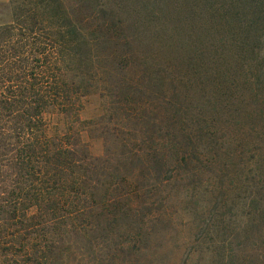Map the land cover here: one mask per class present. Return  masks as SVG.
I'll list each match as a JSON object with an SVG mask.
<instances>
[{
  "label": "trees",
  "instance_id": "obj_1",
  "mask_svg": "<svg viewBox=\"0 0 264 264\" xmlns=\"http://www.w3.org/2000/svg\"><path fill=\"white\" fill-rule=\"evenodd\" d=\"M10 2L13 20L0 26V264H131L121 255L164 214L151 201L157 186L190 164L214 165L223 114L264 92L248 81V93L229 83L223 97L220 85L204 97L192 58L187 76L160 61V51H145V31L131 33L107 2L83 0L91 31L63 0ZM205 2L212 24L221 16L242 30L252 16ZM94 92L110 114L94 123L106 146L99 157L72 124ZM52 113L70 119L63 132Z\"/></svg>",
  "mask_w": 264,
  "mask_h": 264
},
{
  "label": "rangeland",
  "instance_id": "obj_2",
  "mask_svg": "<svg viewBox=\"0 0 264 264\" xmlns=\"http://www.w3.org/2000/svg\"><path fill=\"white\" fill-rule=\"evenodd\" d=\"M98 1L122 13L134 25L131 33L145 31V51H160L157 59L177 63L182 75L190 74L187 58H192L198 74L204 73L203 92H197L204 97V92L210 95L219 85L223 97L229 83L236 86V94L248 93V81L257 93L258 88L264 92V0H213L218 9L251 13L248 20L242 16V30L239 23L227 26L221 16L213 25L202 11V5L208 7L205 0ZM63 3L74 21L91 31V22L83 20V0ZM12 20L10 0H0V26ZM211 70L222 71L223 77L211 80ZM244 73L243 83L237 76ZM197 93L192 100L200 97ZM260 99L248 97L231 107L230 115L223 114L219 137L224 144L214 165L206 160L190 164L157 186L151 201L164 214L151 224V235L138 237V248L126 249L121 255L124 260L131 264H264V100ZM82 102L80 121L72 118V124L92 155L102 156L106 146L94 123L110 118L108 100L94 92ZM48 117L58 132L70 122L58 113ZM229 153L237 158H227Z\"/></svg>",
  "mask_w": 264,
  "mask_h": 264
}]
</instances>
